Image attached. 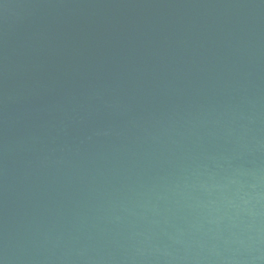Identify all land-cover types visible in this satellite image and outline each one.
I'll return each instance as SVG.
<instances>
[{
    "label": "water",
    "instance_id": "obj_1",
    "mask_svg": "<svg viewBox=\"0 0 264 264\" xmlns=\"http://www.w3.org/2000/svg\"><path fill=\"white\" fill-rule=\"evenodd\" d=\"M0 264H264V0H0Z\"/></svg>",
    "mask_w": 264,
    "mask_h": 264
}]
</instances>
